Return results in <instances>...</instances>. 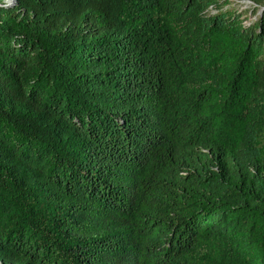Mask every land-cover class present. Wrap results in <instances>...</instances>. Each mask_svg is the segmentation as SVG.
I'll return each instance as SVG.
<instances>
[{"label":"trees","instance_id":"16d2710c","mask_svg":"<svg viewBox=\"0 0 264 264\" xmlns=\"http://www.w3.org/2000/svg\"><path fill=\"white\" fill-rule=\"evenodd\" d=\"M0 0V264H264V0Z\"/></svg>","mask_w":264,"mask_h":264},{"label":"rangeland","instance_id":"374dc122","mask_svg":"<svg viewBox=\"0 0 264 264\" xmlns=\"http://www.w3.org/2000/svg\"><path fill=\"white\" fill-rule=\"evenodd\" d=\"M231 6L234 7L238 13L245 12L242 14V18H244L246 24L256 21L258 10L257 12L253 11L254 5L249 0H236L231 4Z\"/></svg>","mask_w":264,"mask_h":264},{"label":"built area","instance_id":"2783aa9c","mask_svg":"<svg viewBox=\"0 0 264 264\" xmlns=\"http://www.w3.org/2000/svg\"><path fill=\"white\" fill-rule=\"evenodd\" d=\"M6 2V4H11L12 1L11 0H4Z\"/></svg>","mask_w":264,"mask_h":264},{"label":"water","instance_id":"95a60500","mask_svg":"<svg viewBox=\"0 0 264 264\" xmlns=\"http://www.w3.org/2000/svg\"><path fill=\"white\" fill-rule=\"evenodd\" d=\"M13 2H15V0H12Z\"/></svg>","mask_w":264,"mask_h":264}]
</instances>
